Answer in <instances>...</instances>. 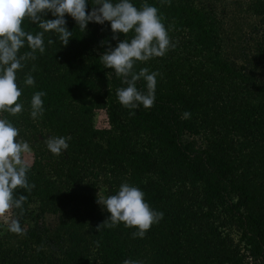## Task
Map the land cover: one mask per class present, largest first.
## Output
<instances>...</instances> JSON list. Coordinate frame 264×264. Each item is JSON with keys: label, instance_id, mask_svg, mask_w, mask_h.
I'll list each match as a JSON object with an SVG mask.
<instances>
[{"label": "trees", "instance_id": "16d2710c", "mask_svg": "<svg viewBox=\"0 0 264 264\" xmlns=\"http://www.w3.org/2000/svg\"><path fill=\"white\" fill-rule=\"evenodd\" d=\"M130 2L139 8L145 0ZM146 2L165 18L175 44L163 57L135 64V71L148 68L161 74L153 107L130 110L119 103L116 89L125 85L99 56L109 44L115 47L117 40L134 33L113 40L107 21L89 22L81 33L65 14L73 32L67 46H61L57 34L45 33L44 54L37 51V59L17 71L18 102L24 110L17 116L0 114L19 129V136L35 133L27 174L35 187L31 193L17 188L14 196L25 195L27 201L23 215L12 210L20 223H37L47 212L65 216L69 242L84 241L86 249L65 245L57 264H123L125 259L246 264L243 251L253 264H264V80L236 69L225 57L214 13L206 6L196 0ZM252 5L264 14V0H252ZM92 7L88 0L86 12ZM45 18L54 17L48 13ZM22 28L32 34L42 31L27 18ZM49 39L54 43L49 45ZM30 50L26 43L20 54ZM257 56L264 67V32ZM27 74L34 77V86L24 84ZM136 86L146 93L143 79ZM37 91L46 93L45 111L33 120L30 101ZM97 109L105 110L108 128L94 126ZM185 111L189 119L182 118ZM36 133L70 136L69 147L57 157L37 144ZM199 134L204 142L195 137ZM100 178L108 182L106 197L127 182L142 190L163 218L143 238H133L137 229L123 223L97 231L110 215L96 202ZM231 231L237 233L236 242Z\"/></svg>", "mask_w": 264, "mask_h": 264}, {"label": "clouds", "instance_id": "9594fccd", "mask_svg": "<svg viewBox=\"0 0 264 264\" xmlns=\"http://www.w3.org/2000/svg\"><path fill=\"white\" fill-rule=\"evenodd\" d=\"M161 2L170 3V0ZM91 3V11L86 12L88 0H0V112L12 116L23 112V105L18 102L22 93L16 82V73L25 67V62L37 59V51L44 54V34H57L61 46L69 43L73 32L66 26L65 14L75 21L81 33L86 31L89 22L103 25L106 21L110 23L113 40H117L119 34L126 37L130 32L134 33L130 39L117 40L115 47L109 44L99 58L104 67L113 69L121 84L125 85L116 89L117 99L123 107L134 110L141 105L146 109L154 106L156 77L161 74L158 71L150 72L148 68L139 71L134 68L137 61L147 62L155 57H163L170 48L175 47L163 23L165 18L159 14L157 7L146 0L139 8L130 0H91ZM48 13L54 18L46 19ZM25 18L42 31L32 34L24 30L22 23ZM26 43L31 50L20 54ZM47 43L51 45L54 41L49 39ZM35 70L33 64L31 71ZM141 79L146 82V93L136 86ZM24 84L34 86V77L27 74ZM45 95L44 91H37L31 97L30 117L33 120L43 117L45 109L42 97ZM129 115H135V111H130ZM190 116L188 111L182 113L183 119ZM18 136L19 129L8 119L0 118V217H5L12 209H19L20 215H23L27 196L19 195L17 198L14 192L17 188H23L31 193L35 187L29 182L27 174L30 165L22 155L30 153L32 149L28 142L18 140ZM70 139V136H49L45 144L52 154L59 157L68 149L67 141ZM144 195L138 187L124 182L115 194L97 198L96 202L110 214L97 225V231L123 223L125 227L137 229L132 233L133 238H143L151 226L163 218V213L153 210ZM8 231L17 235L26 234L15 218L10 219ZM123 264L143 262L125 259Z\"/></svg>", "mask_w": 264, "mask_h": 264}, {"label": "rangeland", "instance_id": "374dc122", "mask_svg": "<svg viewBox=\"0 0 264 264\" xmlns=\"http://www.w3.org/2000/svg\"><path fill=\"white\" fill-rule=\"evenodd\" d=\"M196 2L213 11L225 57L235 64L236 69L241 68L252 74L255 73L256 78L264 80V67L257 56V47L264 32V14L255 11L254 5L251 6L252 0H196ZM0 118H2L1 114ZM94 126L97 128L109 127L105 110H95ZM34 135L35 133L27 134L28 138L20 135L17 139L28 142L32 149ZM36 135L38 137L37 144L43 146L45 151L48 150L45 140L54 135L49 133H45L44 136H40L38 133ZM195 137L199 142L206 140L201 134ZM185 138L190 139L192 136L187 135ZM22 155L25 162L31 165L34 150ZM99 180L98 195L106 197L105 188H107L108 182L103 181V178ZM35 209L38 210L36 205ZM12 218L17 219L13 210L5 217H0L1 264H57L58 259L63 255L65 245H79L82 249H86L84 241L69 242L71 227L65 224V216L47 212L38 219L37 223L32 220L22 222L20 225L25 229L26 234L24 235L8 231V223ZM32 233L35 235L32 236ZM78 234L82 233L78 231ZM232 236L236 242L237 233L235 231L232 232ZM241 251L243 250L241 249ZM89 254L92 258L96 257L93 248H89ZM242 254H245L243 262L253 264L252 258L245 251Z\"/></svg>", "mask_w": 264, "mask_h": 264}]
</instances>
